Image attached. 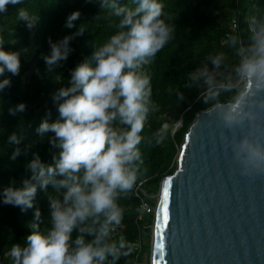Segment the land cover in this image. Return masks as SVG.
Instances as JSON below:
<instances>
[{"label": "clouds", "instance_id": "clouds-1", "mask_svg": "<svg viewBox=\"0 0 264 264\" xmlns=\"http://www.w3.org/2000/svg\"><path fill=\"white\" fill-rule=\"evenodd\" d=\"M102 2L119 17L120 30L96 47L90 59L70 70L67 86L52 93L58 117L52 122L44 119L36 129L42 138L53 134L48 137L50 151L57 150L52 152V162L32 152L24 165L26 175L0 190V202L18 206L22 212L33 209L34 221L41 220L40 209L34 208L38 189L46 192L51 185L58 194L48 196L51 227L41 231L39 223H31L26 246L14 244L8 252L13 264H104L109 256L117 260L129 254L131 242L123 236L111 237L124 218L118 197L143 182L137 162L142 163L139 145L151 110L152 86L142 68L173 38L174 26L163 18L162 0H130L135 7L120 6L118 0ZM23 3L0 0V17L6 16L9 7ZM15 12L17 22H25L28 29L40 22L38 15L24 7ZM80 18L79 10L72 11L64 27L76 30L55 42L48 38L50 52L42 54V59L49 72L67 60L74 51L70 42L84 34V25L75 23ZM249 32L251 43L238 50L234 80L217 83L207 66L189 73L192 81L203 79L207 85L203 99L216 102L219 119L227 129L249 126L232 144L246 175L264 173V144L254 138L253 127L258 119L256 109L264 110V100H257L264 93V16L252 17ZM4 43L0 39V93L11 86L8 74L18 75L21 69L20 51L6 50ZM222 59L219 54L211 62L219 68ZM221 91L232 95L220 102ZM25 110L24 102L8 109L11 115ZM154 137L159 145L164 133L157 130ZM23 139L16 132L8 136L7 143L17 145L11 160L22 152L27 157L38 143L29 142L22 149Z\"/></svg>", "mask_w": 264, "mask_h": 264}, {"label": "trees", "instance_id": "trees-1", "mask_svg": "<svg viewBox=\"0 0 264 264\" xmlns=\"http://www.w3.org/2000/svg\"><path fill=\"white\" fill-rule=\"evenodd\" d=\"M162 3L163 18L174 26V35L142 68L151 77L152 105L141 133L142 163L137 162L139 181H143L144 188L152 197L159 192L163 179L176 171L180 148L196 115L216 103L211 100L205 103L203 94L207 85L203 79L192 81L189 73L207 66L217 83L234 80V69L240 59L238 50L251 43V19L256 17L259 20L264 16V0H162ZM118 4L135 7L130 0H118ZM19 7L38 15L39 24L28 29L25 22H17L15 9ZM75 10L81 12V18L75 23L78 27L84 25L85 32L70 42L74 51L67 60L49 72L42 59V54L50 52L48 38L55 42L76 30L64 27L66 17ZM112 12L102 0H24L22 5L9 7L6 16L0 17V39L4 40L5 49L21 53L20 73L15 76L9 73L11 86L0 93V190L9 186L13 179L19 181L26 175L24 165L32 152H38L44 162H52V152L57 150L50 151L48 137L53 134L47 133L42 138L36 129L44 119L52 122L58 117L52 93L61 86H67L70 70L90 59L96 47L120 30L117 27L119 17ZM97 16L100 18L96 19ZM234 20L238 23L237 32L231 29ZM31 48H34L33 55L26 61L24 53ZM219 54H223V59L220 67L216 68L211 58ZM231 95V92L221 91L218 100L227 101ZM20 102L26 103V110L16 115L9 114V107ZM181 119L182 126L174 135L164 127ZM157 130L164 133V140L159 145L154 137ZM13 132L23 135L19 145L22 149L25 144L38 141L27 157L22 152L15 161L10 157L17 145L7 143ZM136 186L117 199L124 209V218L119 226L124 229V238L129 242L137 240L141 226L144 228L147 237L140 260L146 259L150 264L154 213L144 222L138 220L140 201L135 193ZM49 195H58L51 185L46 192L38 189L34 208L41 211L40 221H34L33 209L22 212L18 206L0 202V264H13L8 252L14 244L26 246V237L32 231L31 223H39L41 231L51 227ZM146 200L155 208V198ZM76 235L74 231L73 238ZM86 239L91 237L86 236ZM134 262L135 254L130 248L128 255H121L117 260L109 256L104 264Z\"/></svg>", "mask_w": 264, "mask_h": 264}, {"label": "water", "instance_id": "water-1", "mask_svg": "<svg viewBox=\"0 0 264 264\" xmlns=\"http://www.w3.org/2000/svg\"><path fill=\"white\" fill-rule=\"evenodd\" d=\"M256 111L254 138L264 144ZM248 131L227 129L215 105L196 115L161 183L150 264H264V173L243 174L232 150Z\"/></svg>", "mask_w": 264, "mask_h": 264}, {"label": "built area", "instance_id": "built-area-1", "mask_svg": "<svg viewBox=\"0 0 264 264\" xmlns=\"http://www.w3.org/2000/svg\"><path fill=\"white\" fill-rule=\"evenodd\" d=\"M232 31L237 32L238 30V23L234 20L232 22ZM181 127V126H180ZM136 196L139 198L140 201V215L138 217V220L140 222H144L146 220V217L154 213V208L150 205V203L146 200V198H155L152 196H149L148 192L143 186V183H139L136 186L135 189ZM155 216V214H154ZM154 226V223H153ZM124 229L121 226H117L116 232L112 234L111 239L115 240L120 236H123L124 238ZM145 230L144 228H140V234L134 242L130 243V248L132 249L133 253L135 254V262L134 264H144L140 258L142 256L143 248L146 244L145 239Z\"/></svg>", "mask_w": 264, "mask_h": 264}, {"label": "rangeland", "instance_id": "rangeland-1", "mask_svg": "<svg viewBox=\"0 0 264 264\" xmlns=\"http://www.w3.org/2000/svg\"><path fill=\"white\" fill-rule=\"evenodd\" d=\"M33 52H34V48H31V49L27 50V51L24 53V58H25L26 61H29V60L31 59V56L33 55ZM164 127H165L166 129L169 128L170 131H171V133H172L173 135L177 132L178 129L181 128L180 126H178V123H176V124H174V125H171V124H170V125H165ZM159 191H160V190H159ZM159 193H160V192H158V193L154 196L155 199H156V206H155V208H154V214H155V212H156V207H157V203H158ZM148 217H149V216H147L146 219H147ZM153 228H154V226H153V224H152V225H151V234H150V235H151L150 243H151V241H152ZM145 236L147 237L146 233H145ZM150 259H151V256H150ZM142 262H143L144 264H147L146 259H145V260L143 259Z\"/></svg>", "mask_w": 264, "mask_h": 264}]
</instances>
